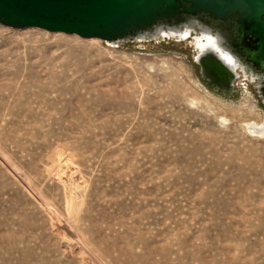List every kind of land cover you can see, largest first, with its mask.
Segmentation results:
<instances>
[{
  "label": "rangeland",
  "instance_id": "374dc122",
  "mask_svg": "<svg viewBox=\"0 0 264 264\" xmlns=\"http://www.w3.org/2000/svg\"><path fill=\"white\" fill-rule=\"evenodd\" d=\"M184 43L0 25V264H264V105Z\"/></svg>",
  "mask_w": 264,
  "mask_h": 264
},
{
  "label": "water",
  "instance_id": "95a60500",
  "mask_svg": "<svg viewBox=\"0 0 264 264\" xmlns=\"http://www.w3.org/2000/svg\"><path fill=\"white\" fill-rule=\"evenodd\" d=\"M199 14L222 21L233 18L239 26L240 42L252 40L253 46L241 49L240 54L262 72L254 80L256 94L264 105V85L258 84L264 80V0H0L3 27L77 36L116 47L137 39L149 41L148 35L160 30L162 38L173 34L186 41L193 35L195 48L207 36H215L195 19ZM222 43L235 63L233 70L215 58L214 52L200 54L195 49L194 63L205 84L231 94L236 81L245 75L244 65L227 43Z\"/></svg>",
  "mask_w": 264,
  "mask_h": 264
},
{
  "label": "flooded vegetation",
  "instance_id": "af4514ba",
  "mask_svg": "<svg viewBox=\"0 0 264 264\" xmlns=\"http://www.w3.org/2000/svg\"><path fill=\"white\" fill-rule=\"evenodd\" d=\"M186 17L191 18L190 16H186ZM195 19L200 24H203L204 26L209 28V31L213 35L218 34L219 36H221V38H223V40L229 46L231 52L235 56L239 57L240 61L244 65V66H241V68H243V72L245 73V75L244 76L241 75L237 81H240L242 85H246V87L250 88L253 94H256L255 87L257 85V82L254 80V77L256 75H260L262 72L257 71L251 64L246 63L245 59L241 57V54H240L241 49L253 46L252 40L249 38V39L244 40L242 43L240 42L239 26L237 23L234 22L233 18L222 21L218 19L217 20L213 19L206 14H199L195 16ZM192 37L193 35H191V37L188 40L183 41L182 43H179V44L182 45V44H185L184 42H190L191 43L190 49H192L196 54V50L193 45ZM234 91L235 92L231 94H236L238 92L236 86L234 87Z\"/></svg>",
  "mask_w": 264,
  "mask_h": 264
},
{
  "label": "bare ground",
  "instance_id": "6f19581e",
  "mask_svg": "<svg viewBox=\"0 0 264 264\" xmlns=\"http://www.w3.org/2000/svg\"><path fill=\"white\" fill-rule=\"evenodd\" d=\"M159 32L160 30H155L153 31V33H151V35H148V39L150 41L153 40H161V39H168L170 41H176L177 43H182L183 39L181 38V36H179L178 38L176 36H174L173 34H167L165 37L166 38H162L159 37ZM138 40V39H137ZM136 40V41H137ZM223 38H221V36H219L218 34L215 36H207V38H205L204 43L203 42H198L197 45L195 44V49L200 50V54L201 53H205V52H214L215 58H217L218 60H220L226 67L231 68L232 70L235 68V63L233 62V60L226 54L224 49V45H223ZM141 42V41H139ZM118 45V44H117ZM107 46L109 47H116V45L113 44H107ZM198 47V48H196ZM196 51V52H197ZM198 53V52H197ZM195 55V53H194ZM260 86L263 84L264 85V80L261 81ZM258 85H256L257 87ZM255 87V89H256ZM73 239V238H72Z\"/></svg>",
  "mask_w": 264,
  "mask_h": 264
}]
</instances>
